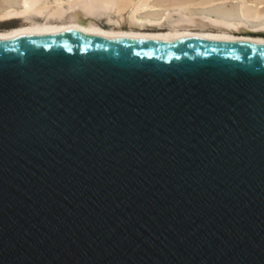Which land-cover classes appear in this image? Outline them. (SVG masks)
Listing matches in <instances>:
<instances>
[{
  "label": "water",
  "instance_id": "obj_1",
  "mask_svg": "<svg viewBox=\"0 0 264 264\" xmlns=\"http://www.w3.org/2000/svg\"><path fill=\"white\" fill-rule=\"evenodd\" d=\"M0 264H264V46L0 41Z\"/></svg>",
  "mask_w": 264,
  "mask_h": 264
},
{
  "label": "bare ground",
  "instance_id": "obj_2",
  "mask_svg": "<svg viewBox=\"0 0 264 264\" xmlns=\"http://www.w3.org/2000/svg\"><path fill=\"white\" fill-rule=\"evenodd\" d=\"M10 22L0 41L81 35L264 46V0H0V25Z\"/></svg>",
  "mask_w": 264,
  "mask_h": 264
},
{
  "label": "rangeland",
  "instance_id": "obj_3",
  "mask_svg": "<svg viewBox=\"0 0 264 264\" xmlns=\"http://www.w3.org/2000/svg\"><path fill=\"white\" fill-rule=\"evenodd\" d=\"M16 24H17L16 22H10L8 24H2V25H0V29H6L8 27L15 26Z\"/></svg>",
  "mask_w": 264,
  "mask_h": 264
}]
</instances>
